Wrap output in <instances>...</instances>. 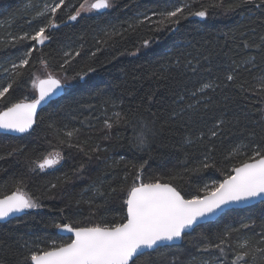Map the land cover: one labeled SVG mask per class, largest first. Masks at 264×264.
I'll return each mask as SVG.
<instances>
[{
	"label": "trees",
	"instance_id": "obj_1",
	"mask_svg": "<svg viewBox=\"0 0 264 264\" xmlns=\"http://www.w3.org/2000/svg\"><path fill=\"white\" fill-rule=\"evenodd\" d=\"M58 2L0 0V88L12 83L0 111L33 98V78L51 74L70 82L60 99L38 113L30 133L18 138L0 135V198L19 187L41 205V211L0 225V264H31L32 251L48 249L53 242L70 243L71 239L57 234L58 223L88 226L102 218L119 222L125 215L126 190L141 164L145 183L183 176L171 182L190 199L203 196L205 185L231 175L232 167L254 150L264 151V91L260 88L264 83V7L258 6L260 0L227 13L223 8H209L206 17L198 19L187 12L200 10L211 0H113L105 13L69 24L68 17L84 0H65L55 17L38 15L45 5ZM224 3L237 5L241 0ZM185 5L187 18L178 25H158L160 13ZM49 18L58 27L46 29V42L19 39L33 35ZM144 40H149L147 47ZM25 58L29 64L18 69L21 75L15 77L12 66ZM189 60L192 64L186 67ZM77 73L86 75L80 79ZM229 73L235 77L231 82L226 80ZM211 81L220 86L191 95ZM153 92L154 102L149 104L146 97ZM197 101L199 111L194 115L186 105ZM117 112L127 122L121 120L107 129L104 121H114ZM218 119L224 123L216 129L218 135L211 137L209 130ZM142 121H155L156 129L163 126V132L140 151L133 137ZM73 130L71 138L65 135ZM186 138L192 142L186 143ZM238 145L239 154L228 157ZM52 152L60 153V164L41 171L37 163ZM205 160L214 166L185 171ZM112 188L116 191L109 194ZM245 224L249 227L244 228ZM229 229L234 230L222 245L223 254L218 249L202 250L204 237L219 243ZM245 241L247 247H240ZM244 253L242 264H264V202L228 211L216 222L183 236L180 246L146 253L135 264H233L236 255Z\"/></svg>",
	"mask_w": 264,
	"mask_h": 264
},
{
	"label": "snow or ice",
	"instance_id": "obj_2",
	"mask_svg": "<svg viewBox=\"0 0 264 264\" xmlns=\"http://www.w3.org/2000/svg\"><path fill=\"white\" fill-rule=\"evenodd\" d=\"M64 2L65 0H59L58 3L53 5H45V10L38 15L44 16L50 13L51 17H55L57 10L64 5ZM254 3H256V0H241V3L237 5H225L224 0H211L210 3L201 5L200 10L188 11L187 16L205 18L209 8H223L227 13L243 4ZM258 6L264 7V0H260ZM112 7L113 0H84L76 13L70 15L68 19L74 21L81 12L100 11ZM187 7V5L176 7L174 10L160 13L162 19L157 22L158 25L161 27L178 25L181 19L187 18L185 16ZM56 26L55 21L49 18L48 24L40 27L33 35L28 36L25 34L19 39H31L37 43H43L49 38L46 35V29ZM262 40H264V37H262ZM143 44L147 47L149 40H144ZM248 46L245 42L244 47L247 48ZM31 51L29 49L28 55L31 54ZM68 55V53H65V56ZM76 55H79V53L77 52ZM68 62L66 60L65 64ZM28 64L29 60L27 58L22 59L19 65L14 64L12 66L14 76L19 77L21 72L18 69L24 68ZM191 64L192 61L189 60L185 66ZM61 67L63 68V65ZM191 70L195 71L196 69L193 67ZM91 71L93 69L89 68V72ZM85 75L86 73H77L80 79H83ZM163 78L165 77L157 76V79ZM234 78L232 73L226 75V80L229 82L233 81ZM32 86L38 93L35 99L13 103L0 111V129L20 133L28 131L35 123L37 106L45 99L55 95L57 90L64 87V82L49 74L46 79L33 78ZM219 86L215 81L202 83L191 92V95L196 96L204 93L207 89L214 90ZM11 88L12 83L0 88V103L4 102L5 94L9 93ZM260 88L264 91V83H261ZM154 97L155 92L146 97L149 104L154 102ZM25 99L27 100V98ZM178 99L183 100L184 97L180 96ZM198 103V101L190 103L186 107L195 115L199 111ZM208 107V104L204 105V109ZM180 112L183 113L184 108H181ZM114 115L116 117L114 121L111 119L104 121L107 129H111L114 124H119L121 120L127 122L121 113L117 112ZM177 115L178 113L175 111L172 113L173 117ZM188 119L191 120L192 116H189ZM223 123L222 119L216 120L212 129L209 130L211 137L218 135L216 129L220 128ZM162 132L163 126L156 129L155 121H142L139 131L133 137L134 146L143 151L149 146L151 138ZM74 134L75 130L69 131L65 135L71 138ZM200 135L203 136L204 133L201 132ZM191 142L190 139L186 138V143ZM239 149V145L233 148L228 157H231L233 153L239 154ZM94 151H99V148L94 149ZM60 159L59 152L49 153L36 166L43 171L59 163ZM206 160L196 168L185 169V171L199 172L201 168L208 169L214 166V164L207 163ZM143 167L144 164H141L133 183L126 190L125 199L123 200L126 214L120 218L119 222H104V218H102V222L88 226L58 223L55 225L57 229L72 234L71 242L59 245L53 242L48 249L32 251L30 254L32 264H130V261L135 264V258L145 255V249H155L165 242L182 239L187 234L186 230L193 228L201 219L214 216L218 211L231 204L264 198V151L261 150H254L252 155L242 161L239 166L232 167L231 172L234 174L226 175L224 180L211 186L205 185L202 189L205 193L203 196L194 195L190 199H186L178 187L171 182L181 180L183 176L177 174L169 177L168 182L157 179L154 182L145 183L140 175V170ZM55 186L52 185V187ZM94 191L104 196V193L99 189H94ZM115 191L116 189L112 188L109 194ZM121 191H124V189L122 188ZM88 203L91 205L92 202L89 201ZM40 206L39 203L23 193L22 189L18 187L11 195H6L0 199V220L26 209H35ZM97 207H100V205H97ZM243 227L248 228L249 225L245 224ZM233 230L225 231L219 237V243H213L207 237H204L207 242L202 250L207 252L210 249H218L223 254L224 248L222 245L225 244L230 232ZM240 247H247V242L241 243ZM246 255L247 253L237 254L233 264H242Z\"/></svg>",
	"mask_w": 264,
	"mask_h": 264
},
{
	"label": "water",
	"instance_id": "obj_3",
	"mask_svg": "<svg viewBox=\"0 0 264 264\" xmlns=\"http://www.w3.org/2000/svg\"><path fill=\"white\" fill-rule=\"evenodd\" d=\"M106 11H107V9H103V10H100V11H93V12L96 13V14H102V13H105ZM198 18L199 17H194V16L192 17V19H198ZM72 22H73V20H69L68 24L72 23ZM57 27L58 26H56L54 28H51V29H56ZM43 79H46V78H43ZM65 89H66L65 86L60 88L59 90L56 91L55 95H52L49 98H47L44 101H42L41 104L37 106V116H38V113L44 107H46L50 102H53V101H56V100L60 99L65 94ZM37 95H38V93L35 90V98L37 97ZM25 102H27V101H25ZM37 116L35 118V123L32 125V127L30 129H28V131H26L24 133H20V132H15V131H11V130L0 129V135L12 137V138H18V137H21L23 135H26V134L30 133L31 130L33 129L34 125L36 124ZM48 170H49V168H46L43 171H48ZM232 174H234V173H232ZM0 199H2V198H0ZM262 202H264V198H256V199L248 200V201L241 202V203H238V204H231V205L223 208L222 210L218 211L214 216H209V217H207L205 219H201L197 224H195L193 226V228H190V229L186 230V233H187L186 235L190 234L195 228H197L200 225H203V224H206V223L216 222L224 213H226L228 211L246 209V208L252 207L254 205L260 204ZM37 211H41V209H39V208L26 209V210H24L22 212L15 213V214L10 215L9 217H7V218H5L3 220H0V225L6 224V223H8V222H10V221H12L14 219H18V218H20V217H22L24 215H28L30 213H35ZM125 214H126V212H125ZM57 234L59 236L63 237V238L72 239V234L71 233H68V232L61 231V230L57 229ZM182 240H183V238L182 239L173 240V241H170V242H165V243L157 246L155 249H145L144 252L146 254V253L154 252V251L158 250L159 248H163V247L180 246L182 244ZM137 258L138 257H136L135 260ZM131 263H132V261H130V264ZM31 264H32V262H31Z\"/></svg>",
	"mask_w": 264,
	"mask_h": 264
},
{
	"label": "rangeland",
	"instance_id": "obj_4",
	"mask_svg": "<svg viewBox=\"0 0 264 264\" xmlns=\"http://www.w3.org/2000/svg\"><path fill=\"white\" fill-rule=\"evenodd\" d=\"M80 8V7H79ZM78 8V9H79ZM92 14H94V12L93 11H91V12H81V14L77 17V18H80V17H84V16H89V15H92ZM47 35V34H46ZM47 40H45L44 42H46ZM43 42V43H44ZM37 43V42H36ZM37 44H39V43H37ZM49 74H47L46 76H45V78H47V76H48ZM53 76V75H52ZM54 77L55 78H57V79H60L62 82H64V86L66 87V86H69L70 84V82H67V81H64V79L63 78H61V77H59V76H56V75H54ZM32 99H35V93H34V96H33V98H30L29 100H26V101H30V100H32ZM53 154L55 153V152H52ZM60 157H61V155H60ZM60 162H61V159L59 160V163H57L56 165H54L53 167H55V166H57L58 164H60Z\"/></svg>",
	"mask_w": 264,
	"mask_h": 264
}]
</instances>
